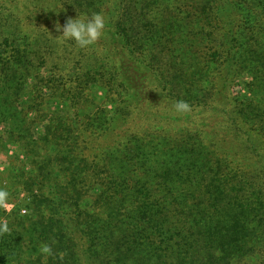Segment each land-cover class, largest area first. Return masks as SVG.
I'll list each match as a JSON object with an SVG mask.
<instances>
[{"label": "trees", "instance_id": "obj_1", "mask_svg": "<svg viewBox=\"0 0 264 264\" xmlns=\"http://www.w3.org/2000/svg\"><path fill=\"white\" fill-rule=\"evenodd\" d=\"M12 1L18 0H0V118L16 124L21 119L16 113L10 114L11 105L22 110L25 94L31 93L28 106H40L33 104V91L27 90L32 81L28 79H37L35 99L42 97L43 88L52 87V79L40 73L45 57L39 64L34 57L40 42L52 41H40L36 33L23 30L22 19L48 36L58 31L50 25L53 17L35 5L36 0H20L22 8L14 13L9 12ZM90 1L96 7L109 2ZM210 1L204 0L201 11ZM245 1H252V6L243 7L251 17L264 9V0H236L234 4L242 8ZM144 2L140 0L141 4ZM138 9L142 11L143 7ZM49 19L45 26L41 24ZM106 20L115 24L116 36L128 29L123 20H113L111 15ZM63 21L65 18L61 17L57 22ZM144 39L142 35L128 40L126 49L134 46L131 52L146 50ZM148 58L142 62L153 76L162 101L173 110L178 100L186 101L190 111L173 112L176 118L166 115L158 122L163 125L146 126L141 131L125 126L128 120L124 113L106 111L107 116L97 125L108 138V143L107 139L101 143L104 150L100 164L97 163L101 165L100 172L68 175V186L56 183V191L48 197L33 200L32 215L17 214L21 229L10 238L12 244L0 236V264H238L259 257L264 264V149L259 148L257 135L253 137L251 129L243 133L249 138L240 140V126L226 122L227 131L219 138L212 129L207 131L208 125L214 126L208 117L200 124L203 128H194L196 122L190 114L214 104L217 98L213 95H221L223 89L226 93L228 80L221 87L214 80L188 95L185 87L179 89V80L175 78L173 84L164 73L167 71L152 66L153 57ZM105 63L107 68L101 67L100 78L107 85H114L125 102L127 92L121 87L124 78L119 79L117 66L109 58ZM91 68L83 71L86 78ZM51 73L55 77V72ZM78 75L79 72L74 74L76 78ZM55 92L60 94L56 101L67 106L63 102L65 89L57 88ZM76 94L70 100L72 104L81 101L80 93ZM262 94L255 100L261 106L252 111L253 124L264 129ZM228 135L233 139H228ZM43 244L52 248L51 256L41 254Z\"/></svg>", "mask_w": 264, "mask_h": 264}, {"label": "rangeland", "instance_id": "obj_2", "mask_svg": "<svg viewBox=\"0 0 264 264\" xmlns=\"http://www.w3.org/2000/svg\"><path fill=\"white\" fill-rule=\"evenodd\" d=\"M19 1L9 4V12L22 8ZM108 1L103 7H96L90 0L35 2L38 7L46 9V15L53 17H48L52 27L59 24L62 28L70 18L90 17L93 13H102L105 19L111 15L113 20H123L128 29L120 32L119 36H116L118 30L113 21L106 20L101 43L86 49L78 48L72 41L59 43L61 31L48 36L41 29L32 28L29 20L22 19L23 30L36 33L40 41H52L48 44L40 42L34 50L38 64L43 62V57L46 59L40 73H46V79H52L49 83L52 87L43 88L42 97L35 99L34 83L37 79L30 77L28 80L32 83L27 90L33 91V104L40 106H34V109L28 106L31 93H27L22 110L19 107L15 110L11 105L10 114L19 115V122L12 124L0 118V191L8 193L7 200L0 201V225L6 223L8 231L0 236L11 244L13 240L10 238L21 229L16 215H32L36 197H48L56 191V183L67 185V176L74 172L76 176L79 172L90 175L100 172L101 165L97 163L100 164L104 150L101 143L104 139L108 143V138L107 134L102 135L97 125L107 116L106 111L115 109L119 114L124 113L128 120L125 126L138 131L150 125H163L158 122L166 115H174L171 119L177 117L173 113L175 110L162 101L153 76L144 67L142 61L150 59L148 57H153L152 66L167 71L168 74L164 73L172 78L173 84L175 78L179 80V89L185 87L188 95L214 80L218 87L224 86V80H228L225 82L229 86L227 92L224 93L223 89L221 95H213L217 98L214 104L190 113L196 122L194 128H203L200 124L208 117L214 126L208 125L207 131L212 129V133L221 138L227 131H224V125L228 122L229 125L240 126V140H247L249 137L243 133L251 129L253 137L257 135L259 148L264 149V129L253 124L252 111L255 106H261L256 105L255 100L259 93L264 92V9L251 17L243 7L252 6V1L243 2L241 8L234 4L236 0H212L204 12L201 11L205 7L204 0H144L143 4L140 0ZM138 7H143L142 11ZM4 8L8 10L5 4ZM37 10L35 8L34 12ZM61 17L65 21L57 22ZM50 19L41 24L45 26ZM15 29L18 30L17 27ZM142 35L145 36L146 50L134 49L131 52L134 46L126 49L125 42ZM237 37L241 39L239 42L235 40ZM108 58L117 66L119 79L124 78V84L120 86L127 92L125 102L119 98L114 85H107L98 74L102 66L106 67ZM89 66H92L91 73L86 78L83 71ZM76 72H79L77 78L74 76ZM57 88L65 89L63 102L67 106L56 101ZM76 93H80L81 101L72 104L70 100L77 96ZM261 102L264 106V97ZM233 137L227 136L228 139ZM238 264L262 262L259 257L248 258Z\"/></svg>", "mask_w": 264, "mask_h": 264}, {"label": "clouds", "instance_id": "obj_3", "mask_svg": "<svg viewBox=\"0 0 264 264\" xmlns=\"http://www.w3.org/2000/svg\"><path fill=\"white\" fill-rule=\"evenodd\" d=\"M106 27V19L102 13H93L90 17H76L70 18L62 26L57 24V31L62 34L58 36L59 43H66L72 41L80 49H86L96 44L104 35ZM174 110L177 114H184L190 111V105L183 100H178L174 104ZM8 193L0 191V201H6ZM8 231L7 224L0 225V234ZM40 252L45 257L53 254L52 248L48 244H43Z\"/></svg>", "mask_w": 264, "mask_h": 264}]
</instances>
